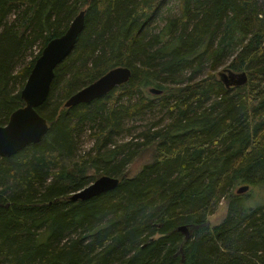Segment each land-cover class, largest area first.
<instances>
[{"label": "trees", "instance_id": "obj_1", "mask_svg": "<svg viewBox=\"0 0 264 264\" xmlns=\"http://www.w3.org/2000/svg\"><path fill=\"white\" fill-rule=\"evenodd\" d=\"M168 1L0 0V125L25 105L21 92L44 47L86 10L37 107L48 133L0 155V264H264V203L248 206L264 191V0H177L180 12L165 16ZM153 22L163 25L154 31ZM224 64L248 81L228 86L216 71ZM120 65L132 69L129 82L65 107ZM143 85L168 90L158 104L171 121L119 141L128 120L158 109L140 97ZM84 132L96 142L82 153ZM149 150L153 161L129 176ZM98 175L121 181L70 200ZM238 185L250 191L237 194ZM223 198L228 215L212 226Z\"/></svg>", "mask_w": 264, "mask_h": 264}, {"label": "water", "instance_id": "obj_2", "mask_svg": "<svg viewBox=\"0 0 264 264\" xmlns=\"http://www.w3.org/2000/svg\"><path fill=\"white\" fill-rule=\"evenodd\" d=\"M86 23V10H82L72 21L67 31L53 38L42 50L37 58L27 82L22 89L21 97L25 105L15 110L5 125H0V155L11 156L32 143L43 140L50 129L49 121L42 116L37 107L43 104L51 91L55 78V69L74 50L78 38L84 30ZM132 69L127 66H118L98 78L96 81L81 88L72 94L65 102V107L76 106L102 98L116 87L129 82ZM224 76V81L226 76ZM232 81L226 84L236 85L247 82L246 73H242L239 80L235 75L229 74ZM228 76V78H229ZM229 78V79H230ZM152 92L161 93V89L152 88ZM120 178L103 175L86 187L74 192L70 199L72 201L88 200L99 196L107 191L117 188ZM250 190V185H242L237 188V194H244ZM179 230L189 236V227L181 226Z\"/></svg>", "mask_w": 264, "mask_h": 264}, {"label": "rangeland", "instance_id": "obj_3", "mask_svg": "<svg viewBox=\"0 0 264 264\" xmlns=\"http://www.w3.org/2000/svg\"><path fill=\"white\" fill-rule=\"evenodd\" d=\"M84 7H87V6H84ZM164 7L165 8L163 10H164L165 16L176 15L178 12H180L177 0L168 1ZM161 24H162V22L161 23L153 22L152 26L155 27L154 31L155 30L158 31L161 28V26L163 25V24L162 25ZM40 49H41V47L37 46L36 49L33 52V55L27 61L29 62L36 55H38L39 52H40ZM120 66H124V65H120ZM226 68H227V66L224 64V65H222V66H220L218 68L219 70L217 69L216 71L219 74V76H218L219 78H221V77L223 78L224 77L223 74H224L226 76L225 82H227V80L229 82V81H232L233 78H230V79L228 78V76H229L231 71H228L229 69L226 71ZM208 70H209V68H206L201 73H197L195 75V77L196 78H200L202 76H205L206 73L208 72ZM244 72L245 71L234 72V73L231 72V74L235 75V77H234L235 80H239L241 78L242 73H244ZM188 74H190V73H188ZM246 76H247V81H248L249 75L247 73H246ZM63 78H64V75H63V71H62V76H61L60 80L58 81L59 85H61L64 82ZM244 84H240V85L236 84V85H232V86L235 87V89H236L237 87L242 86ZM152 88L153 87L151 85H143L140 97H147V98L152 99L155 102V104L157 105L158 109L156 110V112L148 114L145 118L142 117L141 119H136V120H133V121L132 120H128L127 121V127H128L127 135L125 137L123 135L119 136L118 137L119 141L131 140L133 137L137 136V134L139 132L143 131L146 128H149L151 125L158 124L159 127H163V126L167 125L171 121V117L169 115H167V113H166L168 110L167 109H162L161 106L158 104L159 100L161 98H164L162 96L165 95V93L161 94L162 92L161 93L152 92L151 91ZM235 89H233V90H235ZM167 96H168V90L166 91L165 97H167ZM62 109L64 110V108H62ZM95 142H96V138L91 136L90 132H84L82 134L81 138H80V146H79L80 152L85 153L86 151L91 150L93 148ZM152 161H153V153L150 152V150L142 152L137 158H135L133 160L131 165L128 167L127 174L129 176L136 175L137 173H139L143 169V167L146 164H148V163H150ZM90 174L94 175L95 172L94 171H90ZM100 177L101 176H99V175L96 176L93 179L92 182H94L95 180H97ZM239 186L240 185H238V186H236L234 188V192L237 191V188ZM260 193L261 194H260L258 199L257 198L255 199V197H256V194H255V196L253 197L254 200L252 199L248 203V206L254 207V205L256 204L257 200L260 203H264V191L260 192ZM72 194L73 193H71V195ZM71 195H70V197H71ZM229 202H230L229 199H224V198L221 199L220 203L217 205L215 213L209 217V221H210V224L212 226H215V225H218V224L222 223L224 221V219L227 217L228 212H229Z\"/></svg>", "mask_w": 264, "mask_h": 264}]
</instances>
